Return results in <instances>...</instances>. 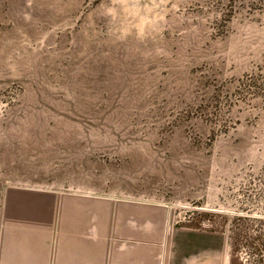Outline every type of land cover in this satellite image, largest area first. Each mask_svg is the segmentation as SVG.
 <instances>
[{
	"label": "rangeland",
	"instance_id": "obj_1",
	"mask_svg": "<svg viewBox=\"0 0 264 264\" xmlns=\"http://www.w3.org/2000/svg\"><path fill=\"white\" fill-rule=\"evenodd\" d=\"M69 193L264 264V0H0V226Z\"/></svg>",
	"mask_w": 264,
	"mask_h": 264
},
{
	"label": "crops",
	"instance_id": "obj_2",
	"mask_svg": "<svg viewBox=\"0 0 264 264\" xmlns=\"http://www.w3.org/2000/svg\"><path fill=\"white\" fill-rule=\"evenodd\" d=\"M23 203L1 213L0 264H231L223 234L176 228L160 206L76 193Z\"/></svg>",
	"mask_w": 264,
	"mask_h": 264
}]
</instances>
